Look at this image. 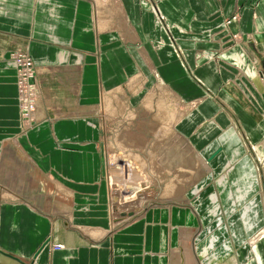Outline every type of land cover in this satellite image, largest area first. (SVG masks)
Instances as JSON below:
<instances>
[{
    "label": "crops",
    "instance_id": "crops-1",
    "mask_svg": "<svg viewBox=\"0 0 264 264\" xmlns=\"http://www.w3.org/2000/svg\"><path fill=\"white\" fill-rule=\"evenodd\" d=\"M137 1L117 0L113 4L112 0L110 5V8L114 6V19L125 15L127 22L134 25L131 35L118 29L116 23L111 34L95 32L93 0H0V191L7 194L0 201V264H249L254 261L247 249L244 250L247 259L240 255L239 245L243 241L235 233L244 228L252 231L250 223L238 227L223 224L234 232L231 237L238 246L237 256L219 254L230 240L228 235L218 245L221 229L207 237V233L216 230L214 218L204 221L213 208L210 197L215 189L205 187V183L195 204L190 188L177 201L150 204L128 220L115 224L110 214V192L103 182L107 171L101 153L104 145L98 126L89 115L99 100L100 90L122 86L133 74H141V67L147 71L154 61L166 84L187 100L196 101L191 103L196 105L177 128L181 138L205 157L210 165L208 173L218 172L216 177L227 166L226 158L234 157L231 173L235 175L228 177L226 183L233 182L230 186L241 193L250 189L251 163L246 159L247 154L237 155L241 142L233 129L231 134L228 130L235 123L256 144L264 135L262 119L258 122L233 96L220 91L218 97L236 113V120L232 118L231 123L230 114L209 99L203 87L219 85L221 76L230 78L227 69L222 70V75L218 72L213 58L217 46L209 38L211 33L219 36L215 31L220 30L224 20L237 8L239 31L243 36L256 35V43L264 46V0H157L156 11L164 15L168 24L193 32L184 35L179 31L173 35L191 62L198 83L187 75L181 59L171 54L170 46L153 50L152 45L158 40L171 42V39ZM134 38L137 46L131 43ZM15 50L29 54L35 67L34 82L40 91L38 108L42 113L37 114L40 122L29 132L21 127L15 70L9 61V54ZM207 53L212 59L203 58ZM255 92L262 102L260 92ZM227 95L234 98L235 104L228 101ZM238 110L248 124L241 121ZM252 124L262 127L254 129ZM205 173L204 170L196 188H200ZM221 187L212 195L219 197L223 193ZM252 195L247 199H252ZM204 227L206 232L197 240L196 235ZM53 244L63 248L52 250ZM246 246L243 244V248Z\"/></svg>",
    "mask_w": 264,
    "mask_h": 264
},
{
    "label": "rangeland",
    "instance_id": "rangeland-1",
    "mask_svg": "<svg viewBox=\"0 0 264 264\" xmlns=\"http://www.w3.org/2000/svg\"><path fill=\"white\" fill-rule=\"evenodd\" d=\"M137 3L138 5L140 4L141 9L144 10L146 9L153 15L154 23L157 25V27L159 26L158 28H160V30L166 32V34L171 39V42L169 39L168 40L164 39L165 41L158 40L152 45L153 50L155 51L158 49L161 50L164 47L170 46L173 50L171 54L176 55L181 59L183 66L186 68L187 75L194 82L198 83V80L196 79L193 73L191 62L187 61L185 54L182 53V50L180 49L177 43V38L174 37L173 35L174 34L173 32H179V31L182 32V34L184 35H192L193 32L184 29L181 26L179 27V25L177 26L174 24H168L164 15L161 12L158 13L156 11V9L159 10L158 7L159 3H157V0H140V2L138 0ZM116 13L119 14L118 12H115V14ZM124 18H126L125 15ZM124 18L122 15H117V19H115V23L117 24L116 26L118 27V29L123 30L125 34L129 33L133 35L132 33L133 29L131 26L134 27V25L133 24L131 25L129 22H127V18L125 20ZM239 21H240V12L237 8L229 19L224 20V24L222 25L223 28L221 26L218 32L217 30L215 31V34L219 36H215L212 33L210 34V38H209L210 42L212 43L214 42V44H216L217 46V48L213 49V53H214L213 58L215 64H217L218 72L222 75L223 73L222 70L227 69L228 72L230 73V78L224 79L221 76L219 78L220 79L219 85L213 88L203 87V90L205 91V94L209 97V99H211L215 104H217L221 108V110H224L225 112H228L230 114L231 117V118L229 117L230 122L233 121L232 118L236 120L235 118L236 113L234 114L232 111H230V109L223 103L222 100L224 99L222 97H218V93L220 91H223L225 93L227 92L229 95L233 96L237 101V103L241 105V107L249 111V113L253 118L258 120V122H260L262 119V123L264 124V88L262 82L259 81L257 76V71L262 70L261 63L264 61V46L261 47L259 43H256L258 41L256 35L248 34V36L247 35L243 36L242 33L239 31L240 30L239 27L236 26L237 24H239ZM234 26H236L235 29ZM171 34L173 35V37L171 36ZM250 42L252 43L251 47L249 45ZM131 43L134 44V46L138 45V42L135 38L131 40ZM228 51L229 53H227ZM226 53L228 55H226ZM16 54L18 56L25 55V58L20 60L22 62V65H26L27 59L29 60L31 69L29 68L27 69L28 71L27 75L29 79L31 78L30 81L33 85L24 87L26 86V83L25 82L21 83L18 81L19 79V75H18L19 70L17 67L18 65L16 64V62L15 65H13L11 60V57L15 56ZM223 54H225L224 56L226 60L223 58L224 57ZM198 56L200 57L202 56V54H199ZM203 58H205V60L212 59L208 53L205 54ZM9 61L14 66V70H15V86L17 90V103H18L17 107L19 110L20 119L22 117V113H21L23 111L22 109L24 108L25 115H27L24 124L25 127L27 128L26 131L29 132L33 130L37 125H39L40 121L36 122L34 120H29L28 118L32 117L33 113H36V115L42 113V111L41 113H39L40 111V109L38 108L39 92L34 82L35 67L29 54L20 50H15L11 52L9 54ZM152 64L153 65L148 66L147 71H145L141 67L140 70L141 74L139 75L133 74L128 78L126 82H124L123 85L125 84L127 85L130 83L129 80L132 77L135 76L139 77L131 87L126 86L124 90L125 93H123L120 97L126 107L118 108L116 106L115 101H113L108 111L105 110L104 108H102L103 109L102 110L100 108L102 104V102H100V98L102 97L104 91L106 92L112 90V89L109 90L103 89L104 91L100 90V96L98 98L99 100H97V102L94 104L93 109L91 111L92 114L89 115L90 118H93L95 120L94 121L95 125L98 126L99 129L100 141L103 143L105 147V149L103 147L104 151L103 150L101 151L102 158L105 161V165L107 169L106 173L103 176V182L106 185L108 192H110L111 189L115 190V192L117 191L115 194H117L118 196H119L118 192L120 193L121 191L123 192V190L121 189L122 183L123 182L126 183V181L129 180L128 172H127V176L125 177L124 171L126 166H124L123 163L118 162L117 161L118 156L115 153H113L112 149L109 152L107 150V147L115 148L116 146L115 142L116 140H119L122 141L124 144L133 147L135 151L134 153L140 155L142 160L147 158L146 155H144L146 151L145 148H147V145L153 139L154 132L157 131L158 130L157 128L160 127L161 125L160 123L161 118L158 119V116H156L155 113L149 112L145 110L144 107H142L143 102L146 101L148 97V94L153 93L154 101L159 100V102H166V103L167 102L171 103L172 101L180 111H184L187 107H188L187 110L189 111L196 105V104H191V103H196L195 100L192 101L187 100L185 97L181 96L171 85L166 84L165 81L160 77L159 73L157 72V65L155 64L154 61H152ZM227 64L228 66H225ZM34 85L36 88L34 87ZM255 90L258 93L260 92L259 94L260 97L262 98V102H259L258 100L259 96L255 94L256 93ZM229 95H227L228 101L235 104L236 101L234 100L233 97ZM189 99H191V97H189ZM73 108L75 110L78 109V107H76L75 105L73 106ZM237 108L240 109L239 106H237ZM101 110L103 112L102 115L100 113ZM239 114L241 116V121L243 123H247V121H245V118L240 111ZM76 117H78L77 112H76ZM231 125L229 127L228 134H231V130H232ZM251 126L254 129L256 128L259 129L260 127H262V125L257 126L253 124ZM217 127H214V129H217ZM245 127L249 128V126L246 124ZM246 128L244 129L247 131ZM263 139H264V135L262 136L259 142H261ZM245 142L247 144L251 143L254 146L259 144V142H257L256 144L252 143L246 137H245ZM172 144L173 145L170 146L168 145V147H166L165 149L161 148L162 145H158L157 147L154 148V151L157 154V159L155 161L157 162V164L155 165L156 173L153 174L150 171V169H148V173H149V177L155 180L154 181L155 188L157 187L158 191L155 189L153 191V189H151V192L146 193L145 196L146 199L142 200L141 204H139L138 202H134V203L131 202L132 203L131 205H133V209L135 208L137 210V213L140 212L139 211L140 209H143V207L148 206L150 204L168 202L171 199H172L171 201L173 200L177 201L180 195H175L172 192L168 196H166V199L165 198L163 199L162 197L163 196L162 194L165 190V186L168 184H172V181L174 180H176L177 182H175L174 186L172 187L173 190L175 189V187H177L176 189L178 188L181 189L182 187V189L185 190L184 192H186L188 191V189L191 188L190 193L192 195L191 199H193L192 204H195V202L199 200L197 196L198 193L203 189V188L201 189V187H203L204 183L206 184L205 187L210 186L213 189L215 188V190L218 192V188L214 187L216 185L215 178L218 172H216V174L215 173L213 174L205 171L206 176L203 179V183L200 184V188L199 187L196 188L195 185H199V181L202 180V176L204 174L205 169H203L202 166L198 165V162L196 161L195 157L190 153L189 151L190 149L187 148L188 145L186 146L185 144H183V142H181L182 144L181 147L176 146L177 144L175 143ZM159 153H161V156H159ZM262 154L264 156V151H262ZM247 157H251L252 159L255 160L256 152L253 151L252 149L250 151L248 150L246 159ZM203 159H205L204 156ZM254 163L256 165L259 164V162L256 161ZM120 164H122L121 170H119ZM214 167L216 169V165H214ZM258 168H259V173H262L264 175V165H260L258 166ZM113 172L114 174H117L119 176V177L117 176L116 178L118 183L116 186H115L116 182H113V178H114ZM253 173L254 170H252V174ZM234 175L235 173L233 174V177ZM211 181L213 182L208 184ZM127 182H128V187L130 188H134L138 184L136 180H131ZM231 184L225 183L224 187H221L220 192L223 193H220L221 198L219 196L218 197L219 199L216 201V204L217 203L218 205L219 203L221 204L215 207H214L215 204H213V208L209 211V214L204 216V221L206 219L205 222H208L212 218H214L212 220H214V225L216 226V230L211 233H207L208 234L207 237L216 233L218 228L221 229L219 231L220 242L218 243V245H222V242L224 241L223 239H227L228 235L230 236L229 237L230 240L229 243H225L224 246H222L223 251H221L219 254H222L224 256L227 255L237 256L238 246L234 244L232 240L233 238L231 237L234 234V232L232 230L227 229V227H230L229 226L230 224L234 226L236 225L238 227L240 226V224L250 223V225H252V231L250 230L246 231V228H244L242 230L239 229L235 232L238 238L239 239L241 238V240L243 241L241 246L239 245V247L242 248V251H239V253L240 255H243L245 259H247L246 254L244 252V250L246 249L243 248V244L244 245L249 244V247H251L250 243H252L254 239L260 236L262 240L261 247L264 248V218H263V212L260 206H258L261 205L262 201H261V197L258 196L259 187H258V183L256 184L254 180V176H253V185L251 186L250 189L246 190L243 193H241L235 187L233 189L232 186H230ZM215 190L211 193V195L214 194ZM129 191L131 190L130 189L128 190L127 188V191H124L122 193L123 196L125 197L124 201L128 200L129 198L134 199L136 197L134 193L132 194L128 193ZM251 194H253L252 199H247V197H249ZM142 198H144V196ZM2 200L3 198L0 197V201ZM208 201H209V196H208ZM243 201L246 202L247 204H242ZM239 205L242 206L241 208L237 209V206ZM129 212H131V214L128 213L129 216H127L126 218L124 216L123 221L128 220L129 218L137 214V213L135 214V210L130 209ZM225 223H227L226 228L223 227V224ZM218 224H220L221 226L218 227L219 226ZM208 229L211 228L208 227ZM203 232H206L205 227L204 229L199 231L198 234L196 235V237H198L197 240L200 239V237L202 236L201 234H203ZM57 246H60V248H55ZM212 247H213V243L212 245H210V248ZM50 248L52 250H57V249H62L63 246L60 244H53L51 245ZM247 254H250L252 256V254L249 251L247 252ZM250 259L252 260V258ZM244 263H246V261ZM249 264H255V262L252 261Z\"/></svg>",
    "mask_w": 264,
    "mask_h": 264
},
{
    "label": "bare ground",
    "instance_id": "bare-ground-1",
    "mask_svg": "<svg viewBox=\"0 0 264 264\" xmlns=\"http://www.w3.org/2000/svg\"><path fill=\"white\" fill-rule=\"evenodd\" d=\"M93 2L94 3H93L92 17H93V28H94L95 32H98V33H106L107 32L108 34H111V32H112L111 30L115 29L114 28L115 27V19L113 18V15H112L114 6H113V8H110L112 0H93ZM116 2H117V0H113V4ZM116 9H118V8L116 7ZM12 63H13V65H15V62H12ZM261 71L262 70L258 71V74L260 76V79L262 81L263 88H264V83H263ZM137 75H139V74H137ZM138 78H139L138 76L132 77L129 80L130 83L127 85L125 84L123 86H118V87H116L112 90L106 91V92L103 90L104 92L102 94V97L100 98V102H102L100 108L101 109L104 108L105 110L108 111L109 108L111 107V104L113 103V101H115L116 106L118 108L126 107L124 102L122 101V99L120 97L123 93H125L124 90H125L126 86L131 87L137 81ZM142 107H144V109L149 111V112L155 113L156 116H158V119L161 118L160 127H158L157 128L158 130L154 132L153 139L149 142V144L147 145V148H145L146 151L144 150L145 151L144 155H146L147 158L145 157L146 159L142 160L140 155L134 153L135 151H134L133 147L128 146L119 140H116L115 148L107 147V150L109 152L112 149L113 153H115L118 156L117 161L123 163L124 166H126L124 173H125V177H126L127 172H128L129 180H127V181L136 180L138 182V184L134 188L128 187L127 181H126V183L123 182L122 187H121L123 192L127 191V188H128V190L130 189L131 191H129L128 193H130V194L134 193L136 196L134 199L129 198L128 200L124 201L125 197L123 196L122 191H121V193L118 192V194L120 196L119 197L117 194H115L117 191L115 192V190L111 189V191H110L111 195H109V197L111 198L110 214L115 219L114 220L115 224L122 223V221L124 219L123 215H126L128 213L131 214V212H129L130 209L135 210V212L137 211L135 208L133 209V205H131L132 204L131 202H133V203L138 202L139 204H141L142 200L146 199V197H145L146 193L151 192V189H153V191H154V189L158 191V188L157 187L155 188V183H154L155 180L150 178L149 173H148V169H150V171L153 174L156 173L155 165L157 164V162H155V161L157 159V154L155 153L154 148L157 147L158 145H162L161 148L165 149L166 147H168V145L169 146L173 145L172 143H175V144H177L176 146L181 147L182 146L181 142H183V144H185L186 146L188 145L187 142H185L181 138L179 132L177 131V128L180 126V124L184 120H186L187 117H184V115H188L187 113L191 109L188 111L187 110L188 107H187L184 111H180L174 105V103L172 101H171V103L159 102V100L154 101L153 93L148 94V97H147L146 101L143 102ZM102 110L100 111L101 115L103 114ZM109 112H111V111H109ZM125 113H126V111H125ZM36 116H37L36 113H33L32 117H29L28 119L34 120L37 122L38 120H37ZM131 116H132V114H131ZM20 120L22 123L21 127L22 126L25 127V124L22 121V117ZM231 127L234 131L233 133L236 136L237 140L241 142V146H239L240 149L238 148V150L236 152L237 155H239L240 153L241 154L242 153L247 154L248 150L250 151L251 149L256 152L255 160L252 159L251 157H247V160L251 163L250 165L253 168V169L252 168L251 169L254 170L252 177L254 176V180H255L256 184L258 183V187H259L258 188V196L261 197V201H262L261 205H258V206H260V208L263 212V218H264V175L262 173H259V168H258V166L264 165V156L262 154V151H264V139L261 142H259V144L256 146L252 145L251 143L247 144L245 142V131L242 132L241 130H239L236 127L235 123H232ZM25 130H27V128H25ZM187 148L190 149L189 151L195 157L196 161L198 162V165L202 166L206 172H209L210 171V165L208 164V161L206 159H203V157L196 150H194V148L192 146L188 145ZM162 151H164V150H162ZM249 154H250V152H249ZM159 156H161V153H159ZM253 160H254V162L255 161L259 162V164L256 165L253 162ZM233 162H234V157H230L229 160L227 161V166L225 167V169L221 172V174L218 177L215 178V184L216 185L214 187L219 189V187L223 186L224 183H226L225 181L228 177H231V175L233 176V174L231 173V171L233 170ZM121 165L122 164L119 165V170H121V168H122ZM127 168H128V171H127ZM229 174H230V176H228ZM113 176L115 178V179L113 178V182H116V184H115V186H116L118 184L117 179H116L118 175L114 174V172H113ZM175 182H177V181L174 180V181H172V184H168L165 186V190L162 194L163 199L164 198L166 199V196H168L171 192L174 193L175 195L183 194V192L185 190L182 189V187H181V189H179V188L176 189L177 187H175L176 190L175 189L173 190L172 187L174 186ZM158 185H159V183H158ZM113 195H116V196H113ZM2 196H7V194H5V193L3 194V192L0 191V197H2ZM143 196H144V198H142ZM217 200H218V196L211 195L210 203L215 204L214 207L218 205V203L216 204ZM147 202H149V201H147ZM124 212H126V213H124ZM120 216H122V217H120ZM127 216H129V214L126 215L125 218ZM259 241H260V243L262 242L260 236L256 239H254L252 241V243H250L251 247H249V244H248L247 245L248 249H247V246L244 248V249H247V252L249 251L252 254L251 257H252V260H254L255 264H261L262 259L264 260V248L261 247L262 245L259 243ZM59 248H60V246H59Z\"/></svg>",
    "mask_w": 264,
    "mask_h": 264
},
{
    "label": "built area",
    "instance_id": "built-area-1",
    "mask_svg": "<svg viewBox=\"0 0 264 264\" xmlns=\"http://www.w3.org/2000/svg\"><path fill=\"white\" fill-rule=\"evenodd\" d=\"M23 58H25V55H21V56H18L17 54L15 55V56H12L11 57V60H12V62L14 61V62H16L17 63V67H18V70H19V73H18V75H19V79H18V81L19 82H25L26 83V86H24V87H28V86H30V85H33L32 83H31V78L29 79L28 78V75H27V73H28V71H27V69L29 68V69H31V67H30V64H29V60L27 59V61H26V65H22V62L20 61L21 59H23ZM26 70V71H25ZM31 77H32V74H31ZM28 80H29V82H28ZM34 87H35V85H34ZM36 88V87H35ZM23 108V107H22ZM22 113V121H23V123H24V121H26V115H25V112H24V108H23V111L21 112ZM55 248H59V246H57V247H55Z\"/></svg>",
    "mask_w": 264,
    "mask_h": 264
},
{
    "label": "water",
    "instance_id": "water-1",
    "mask_svg": "<svg viewBox=\"0 0 264 264\" xmlns=\"http://www.w3.org/2000/svg\"><path fill=\"white\" fill-rule=\"evenodd\" d=\"M261 67H262L261 75H262L263 83H264V61L261 63ZM123 216H126V215H123Z\"/></svg>",
    "mask_w": 264,
    "mask_h": 264
}]
</instances>
